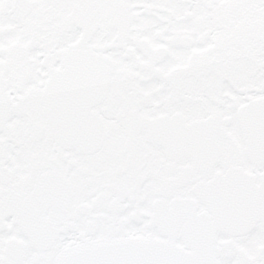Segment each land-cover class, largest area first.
<instances>
[{"label": "snow or ice", "instance_id": "obj_1", "mask_svg": "<svg viewBox=\"0 0 264 264\" xmlns=\"http://www.w3.org/2000/svg\"><path fill=\"white\" fill-rule=\"evenodd\" d=\"M0 264H264V0H0Z\"/></svg>", "mask_w": 264, "mask_h": 264}]
</instances>
